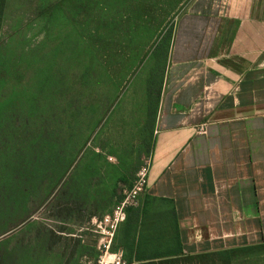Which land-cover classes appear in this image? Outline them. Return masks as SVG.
<instances>
[{"label": "rangeland", "instance_id": "374dc122", "mask_svg": "<svg viewBox=\"0 0 264 264\" xmlns=\"http://www.w3.org/2000/svg\"><path fill=\"white\" fill-rule=\"evenodd\" d=\"M4 1L0 255L21 254L25 242L27 253L37 247V256L45 257L40 243L27 240L48 224L46 208L72 199L73 208L84 202L86 215L92 202L99 207L113 195L120 201L133 186L147 159L140 160L151 125L147 102L162 83L153 53L194 0ZM123 178L131 185L119 187ZM71 228L70 256L85 253L84 264H96L108 239L86 224ZM59 253L53 264L64 260ZM230 264H264V248Z\"/></svg>", "mask_w": 264, "mask_h": 264}, {"label": "crops", "instance_id": "0c3cea01", "mask_svg": "<svg viewBox=\"0 0 264 264\" xmlns=\"http://www.w3.org/2000/svg\"><path fill=\"white\" fill-rule=\"evenodd\" d=\"M147 108L148 185L112 251L124 264H154L264 247V0H194L174 24ZM118 199L92 202L86 215L84 202L60 200L27 240L47 256L22 242L21 254L0 255V264H53L61 247L65 258L54 264H84L85 253L70 256L71 227L110 213Z\"/></svg>", "mask_w": 264, "mask_h": 264}, {"label": "built area", "instance_id": "2783aa9c", "mask_svg": "<svg viewBox=\"0 0 264 264\" xmlns=\"http://www.w3.org/2000/svg\"><path fill=\"white\" fill-rule=\"evenodd\" d=\"M151 163L146 159L139 168L136 179L132 187L123 191V197L118 201L110 213L101 217H92L86 223V226L95 230V232L104 238L106 243H101L100 253L102 255L96 264H124L122 254L113 252L111 245L118 226L126 219L127 211L140 206V196L146 191L148 185V173Z\"/></svg>", "mask_w": 264, "mask_h": 264}, {"label": "trees", "instance_id": "16d2710c", "mask_svg": "<svg viewBox=\"0 0 264 264\" xmlns=\"http://www.w3.org/2000/svg\"><path fill=\"white\" fill-rule=\"evenodd\" d=\"M4 0H0V20L2 19L3 11H4ZM169 43H170V36L168 35L167 37H162L156 51L153 53V58L155 60V64L165 69L166 65V54L167 50L169 48ZM163 76L160 78V81H162ZM154 110H152V113ZM11 182V181H8ZM120 199V198H119ZM263 246L259 247H250V248H240V249H231L228 251H222L214 254H209V255H200V256H195V257H182L178 259H172V260H197V261H204V260H209L210 262L212 260H224L226 264H230L233 260L235 261L239 255L249 253V252H255L257 250L263 249ZM171 261V260H167ZM166 261V262H167ZM176 262V261H175ZM203 263V262H200Z\"/></svg>", "mask_w": 264, "mask_h": 264}]
</instances>
